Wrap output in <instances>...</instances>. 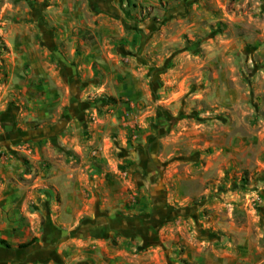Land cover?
I'll list each match as a JSON object with an SVG mask.
<instances>
[{
    "label": "rangeland",
    "instance_id": "1",
    "mask_svg": "<svg viewBox=\"0 0 264 264\" xmlns=\"http://www.w3.org/2000/svg\"><path fill=\"white\" fill-rule=\"evenodd\" d=\"M131 1L0 0V86L34 77L52 18L89 13L99 94L139 97L121 101L136 131L113 135L168 207L158 264H264V0Z\"/></svg>",
    "mask_w": 264,
    "mask_h": 264
},
{
    "label": "crops",
    "instance_id": "2",
    "mask_svg": "<svg viewBox=\"0 0 264 264\" xmlns=\"http://www.w3.org/2000/svg\"><path fill=\"white\" fill-rule=\"evenodd\" d=\"M67 11L34 44V77L0 86V240L12 246L0 244V264H158L168 207L136 171L141 155L113 135L136 131L121 101L139 97L124 87L109 88L117 101L99 94L92 63L102 47L83 36L99 26Z\"/></svg>",
    "mask_w": 264,
    "mask_h": 264
},
{
    "label": "trees",
    "instance_id": "3",
    "mask_svg": "<svg viewBox=\"0 0 264 264\" xmlns=\"http://www.w3.org/2000/svg\"><path fill=\"white\" fill-rule=\"evenodd\" d=\"M128 2L130 3V2H132V1H131V0H128ZM124 168H125L124 165H120V169H124ZM35 240H36V239H33L31 242H29V243H27V244L20 245L19 248H26V247H29V246H31L32 244H34ZM0 244L6 246V247H8V248H11V247H12V246H11L7 241H5V240H0Z\"/></svg>",
    "mask_w": 264,
    "mask_h": 264
},
{
    "label": "water",
    "instance_id": "4",
    "mask_svg": "<svg viewBox=\"0 0 264 264\" xmlns=\"http://www.w3.org/2000/svg\"><path fill=\"white\" fill-rule=\"evenodd\" d=\"M131 155H132L135 159H137V158L139 157V152H138L137 150H135V149H132V150H131Z\"/></svg>",
    "mask_w": 264,
    "mask_h": 264
}]
</instances>
